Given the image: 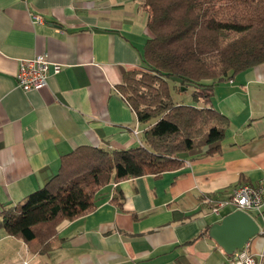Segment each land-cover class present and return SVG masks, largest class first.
<instances>
[{"label": "crops", "instance_id": "obj_1", "mask_svg": "<svg viewBox=\"0 0 264 264\" xmlns=\"http://www.w3.org/2000/svg\"><path fill=\"white\" fill-rule=\"evenodd\" d=\"M147 18L141 0H0V211L48 182L80 145L143 142L147 124L119 85L144 64ZM39 54L61 70L24 90L19 62ZM212 105L230 120L219 151L110 183L94 210L59 224L45 253L0 228V264H231L208 233L231 209L215 214L209 199L264 179V61L219 81ZM253 216L260 231L246 248L260 255L264 209Z\"/></svg>", "mask_w": 264, "mask_h": 264}, {"label": "trees", "instance_id": "obj_2", "mask_svg": "<svg viewBox=\"0 0 264 264\" xmlns=\"http://www.w3.org/2000/svg\"><path fill=\"white\" fill-rule=\"evenodd\" d=\"M141 2L152 35L144 64L124 72L119 90L147 124L143 142L113 150L80 145L61 156L58 172L43 186L2 207L0 228L34 252L50 249L62 221L94 210L110 183L161 174L187 157L219 151L230 120L212 105L214 87L264 61V0ZM189 85L196 104L174 98Z\"/></svg>", "mask_w": 264, "mask_h": 264}, {"label": "built area", "instance_id": "obj_3", "mask_svg": "<svg viewBox=\"0 0 264 264\" xmlns=\"http://www.w3.org/2000/svg\"><path fill=\"white\" fill-rule=\"evenodd\" d=\"M37 19L41 20L40 16ZM61 64L51 61L46 55H35L30 58L21 59L15 80L19 87L24 90L42 89L48 85L51 73H58ZM213 213L220 215L223 208L232 210L242 209L253 216L254 212L264 209V179L257 184L240 183L235 185L231 191L223 197L209 199ZM231 255V264H264V254L256 255L246 246L235 250Z\"/></svg>", "mask_w": 264, "mask_h": 264}, {"label": "water", "instance_id": "obj_4", "mask_svg": "<svg viewBox=\"0 0 264 264\" xmlns=\"http://www.w3.org/2000/svg\"><path fill=\"white\" fill-rule=\"evenodd\" d=\"M184 87V86H183ZM260 231V225L250 213L235 209L226 213L220 221L209 227V235L228 254L243 248L249 240Z\"/></svg>", "mask_w": 264, "mask_h": 264}, {"label": "rangeland", "instance_id": "obj_5", "mask_svg": "<svg viewBox=\"0 0 264 264\" xmlns=\"http://www.w3.org/2000/svg\"><path fill=\"white\" fill-rule=\"evenodd\" d=\"M181 90L179 93L182 94V96H180V98L178 99H181L183 101H180V102H196L195 99H194V86L193 85H189V86H184V87H181ZM179 93H176V94H179ZM179 96V95H178Z\"/></svg>", "mask_w": 264, "mask_h": 264}]
</instances>
